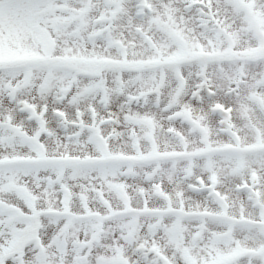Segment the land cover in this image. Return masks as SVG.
<instances>
[{
  "label": "snow or ice",
  "instance_id": "6c2138e0",
  "mask_svg": "<svg viewBox=\"0 0 264 264\" xmlns=\"http://www.w3.org/2000/svg\"><path fill=\"white\" fill-rule=\"evenodd\" d=\"M0 264H264V0H0Z\"/></svg>",
  "mask_w": 264,
  "mask_h": 264
}]
</instances>
